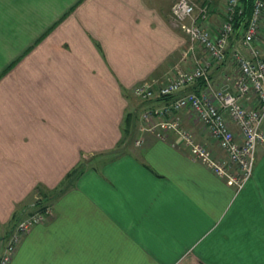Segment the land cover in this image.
I'll return each mask as SVG.
<instances>
[{"label": "crops", "instance_id": "0c3cea01", "mask_svg": "<svg viewBox=\"0 0 264 264\" xmlns=\"http://www.w3.org/2000/svg\"><path fill=\"white\" fill-rule=\"evenodd\" d=\"M174 1L0 0V249L13 210L32 211L44 193L52 208L9 264H264V142L236 188L174 130L119 138L125 112L136 123L143 109L129 102L135 84L194 64ZM192 1L219 23L224 0ZM240 45L230 37L227 58ZM208 73L214 87L234 90L228 59ZM204 89L202 80L186 87ZM178 115L193 142L224 155L191 111Z\"/></svg>", "mask_w": 264, "mask_h": 264}, {"label": "built area", "instance_id": "2783aa9c", "mask_svg": "<svg viewBox=\"0 0 264 264\" xmlns=\"http://www.w3.org/2000/svg\"><path fill=\"white\" fill-rule=\"evenodd\" d=\"M241 9L239 0H224L223 16L211 27L206 4L176 0L170 11L188 37L194 64L184 67L175 63L162 80H144L133 86V94L142 100L172 95L163 104L141 112L140 130L159 138H164L168 130L176 131L190 145L196 159L236 188L242 186L251 172L256 144L264 142V0L252 1L250 16L240 36L241 45L234 47L227 58L225 49L233 32L232 21ZM225 59L232 66L233 91L214 87L209 77L210 66ZM197 80L204 82L202 92L186 90ZM249 98L254 102L247 106L244 101ZM181 109L191 111L207 129L223 150L222 157H214L206 143L193 142L192 133L180 127ZM229 120L237 125L238 134L232 132ZM40 219L38 214L32 221ZM32 221L22 220L17 228L26 232ZM18 240V235L6 240L0 264L9 261Z\"/></svg>", "mask_w": 264, "mask_h": 264}, {"label": "trees", "instance_id": "16d2710c", "mask_svg": "<svg viewBox=\"0 0 264 264\" xmlns=\"http://www.w3.org/2000/svg\"><path fill=\"white\" fill-rule=\"evenodd\" d=\"M252 1L253 0H239L242 9L240 11V13L235 14L233 21H232V25H233V32H232V36H241V33L246 25V22L250 16L251 13V9H252ZM209 10V9H208ZM172 95L168 96V100L171 99ZM157 98H164V97H157ZM167 101V100H166ZM154 106H149L147 108H153ZM143 111V110H142ZM141 111V112H142ZM133 115L131 113V111H126L123 117V125H124V130L125 132L127 131L128 133V128L130 126V123L133 119ZM122 125V126H123ZM81 163V162H80ZM80 163H77L73 168H71L69 171L66 172V174L64 175L63 179L59 182V184L54 188V191L52 193H54V195H58L60 192H62L65 188V185L67 183H70L71 180H73V178L75 177L76 173H78L80 171V168L82 167V164L80 165ZM52 195V196H54ZM51 199V197L49 195H47L46 193H44L43 195L39 196L37 199H35L33 201V204L35 206V208L32 211H29L25 214L21 215V211L20 209H22L23 207H25L23 205L22 208H17L15 210H13V212L11 213V223H12V227L9 230L8 233V237L6 238V240H8L9 238H12L13 235H18L19 239L22 235L26 234L28 231L23 232L21 230H19L17 228V225L20 221L22 220H33V217L38 214L41 215V219L38 221H32L29 225L28 230L35 224L38 222H41L42 220H44L49 214H51V205L50 202H48ZM5 240V242H6ZM19 241V240H18ZM18 241L16 242V245L18 243ZM4 242V244H5ZM15 245V246H16ZM5 247V245H3V248Z\"/></svg>", "mask_w": 264, "mask_h": 264}, {"label": "rangeland", "instance_id": "374dc122", "mask_svg": "<svg viewBox=\"0 0 264 264\" xmlns=\"http://www.w3.org/2000/svg\"><path fill=\"white\" fill-rule=\"evenodd\" d=\"M176 1V0H175ZM174 1V2H175ZM173 2V3H174ZM172 3V4H173ZM171 4V5H172ZM171 7V6H170ZM172 16H173V14H172ZM174 17V16H173ZM175 63H173V65H174ZM172 65V66H173ZM171 66V67H172ZM171 69V68H170ZM169 69V70H170ZM165 75H166V73H165ZM132 91H133V87H132V89H131ZM130 101L129 102H131L132 104L133 103H136V105H137V107H139V108H141V107H143V109L142 110H144V109H146L147 108V99H145V100H142V99H139L137 96H134V97H131L130 99H129ZM140 100V101H139ZM141 110V111H142ZM141 113V112H140ZM137 118V117H136ZM122 120H123V117H122ZM139 122H140V116H138V118L136 119V123L135 122H133V119H132V121H131V123H130V126H129V128H128V133H127V131L125 132V130L123 129L124 128V125L123 124H121V125H123L122 126V128H121V126H120V134H119V138H122L123 136H125V137H128V135L129 136H131V137H133V135L134 136H139V135H141V134H144V133H146L147 131L146 130H140L139 128H136L137 130L134 132L133 131V129H132V125L133 124H139ZM130 139V142H132L131 141V138H129ZM137 139H139L140 140V137H138ZM86 155H88L87 153H86ZM69 171V170H68ZM37 199V198H36ZM28 231V230H27ZM4 249L5 248H1L0 249V255L2 254V252H4ZM15 250H16V246H14V250L12 251V256L9 258V261L8 262H6V264H9L10 263V261H11V258L13 257V255H14V253H15Z\"/></svg>", "mask_w": 264, "mask_h": 264}]
</instances>
